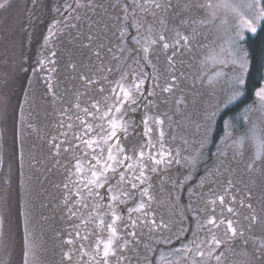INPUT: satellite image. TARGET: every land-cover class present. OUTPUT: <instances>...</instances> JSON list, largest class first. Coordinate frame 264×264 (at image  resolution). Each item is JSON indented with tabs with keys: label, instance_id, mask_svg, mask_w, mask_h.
I'll use <instances>...</instances> for the list:
<instances>
[{
	"label": "snow or ice",
	"instance_id": "1",
	"mask_svg": "<svg viewBox=\"0 0 264 264\" xmlns=\"http://www.w3.org/2000/svg\"><path fill=\"white\" fill-rule=\"evenodd\" d=\"M32 3L42 7L38 0ZM10 6L11 0H0V10ZM53 11L56 15L43 36L48 55L37 60L40 68L32 72L48 71L46 95L58 114L54 132L45 134L54 163L64 170L57 186L67 221L62 264H173L163 254L156 258L155 245L171 244L173 236L180 240L184 234L191 239L174 249L175 264H264V183L252 178L264 177V128L258 136L252 120L256 113L264 124V84L254 89L252 104L224 122L220 139L225 149L217 145L214 154L219 163L206 168L196 190L187 189V204H180L173 190H185L191 175L183 181L169 175L173 164L191 173L211 158L205 149L213 143L208 132L219 104L227 107L245 95L250 61L240 42L246 31L264 27V0H63ZM221 12L232 16L235 39L229 37L228 47L221 46L211 59L221 66L230 64L233 76L225 98L205 113V133L189 151L182 123L189 119L184 114L187 101L180 83L189 80L195 88L197 80L204 82L199 73L207 59L199 61L198 49L206 45L198 37L207 25L228 23ZM65 34L69 44L78 43L90 55L86 64L68 61L65 70L73 75L67 79L78 83L59 92L51 74L57 72L55 42ZM178 51L187 53L188 59L179 63L189 71L177 69ZM207 83L215 87V78ZM141 111L137 123L130 114ZM237 121L250 126L238 138L227 131L235 129ZM200 127L197 124V131ZM0 180L11 186L10 174ZM20 183L23 189V179ZM177 207L179 218L173 220ZM162 208L170 210L169 220L161 215ZM23 216L28 249L23 264H29L34 245L27 240V204ZM4 221L0 215V235ZM3 247L7 249L6 242Z\"/></svg>",
	"mask_w": 264,
	"mask_h": 264
},
{
	"label": "rangeland",
	"instance_id": "2",
	"mask_svg": "<svg viewBox=\"0 0 264 264\" xmlns=\"http://www.w3.org/2000/svg\"><path fill=\"white\" fill-rule=\"evenodd\" d=\"M13 2L11 0V6L5 9L3 16L0 17L2 18L0 20V177H4L6 174H10L12 177L10 187L3 184L2 180H0V215L5 217L2 228L3 235H0V264H23L24 252L28 251V249L25 248L26 234L24 231L23 216L25 204H27V210L30 217L27 240L29 245H34V251L29 252L28 262L29 264H45L40 255L41 237L35 227L37 223L36 219H33L34 212L28 188L30 187V176L33 172L32 166L36 157L35 142H37L36 139L38 136L34 134V131L37 130V123L42 122L44 124L43 128H38L41 129V137L38 138V142L42 144L45 136H47L45 133L48 130L47 122L49 115L48 109L43 107V105L46 104L49 108V104L50 107H52L51 101L49 102L46 99H41L37 102L35 100L36 97H34V93L36 91L33 87L36 88V77H40L42 87H46V78L49 73L45 69L43 71H39L38 75H33V72L31 71L26 78H22L21 71L23 68H29V70H32L33 68H40L38 64V66L33 64V59H43L48 55V52L42 48V45L43 36L47 35L48 26L51 23L46 22V24H34V30L32 29L31 32H27V30L25 31L24 27L26 26V20L28 15L31 13L29 5L31 0H17L15 3ZM213 2H215V0H213ZM1 11L3 10H0V12ZM221 16L222 18H226L228 20L226 25L223 27H221L218 23L215 27L213 25H207L205 30H203L201 35L198 37V40L206 45V47L198 49L201 52L199 61L207 59L206 66L199 73V75H204L206 77L204 82L201 83L200 80H197L195 88L191 87V82L189 80H184L180 83V88L183 89L187 101V107L184 109V114L189 119L183 120L182 123L186 129L184 135L189 140V146H186L189 147V151H191V148L196 147L195 142L200 140L202 135L205 133V125L208 123V121L204 119L205 113L211 112L213 110L212 106L216 105L219 101H222L225 98L228 82L233 76V72L229 70L231 67L230 64L228 66H221L214 63L211 59L212 56L219 53L221 46L228 47L225 41L229 37L235 39L233 32L234 20L232 16L228 15L227 17H224L223 12H221ZM197 27L199 28L200 26L197 25ZM217 28L220 30L217 31ZM225 28L227 29V32L224 31ZM252 34L255 33L246 31L244 33V40L240 42V46L246 51L245 40ZM204 36H208V39L204 40ZM218 37H222V39ZM56 49L57 48L54 47L55 51ZM63 58L62 52L58 55V60H62ZM64 59L63 61L66 62L67 60ZM187 59V53H183L181 57L176 58L177 69L189 71L186 65H181L179 63V61ZM88 62L89 61L84 62L83 64ZM217 73L220 75L217 76ZM53 74L57 76V73H52L51 75L54 76ZM246 77L247 74L244 77L245 80ZM213 78H215V87H212L207 83L208 79ZM29 81H31V83H29ZM262 84H264V79ZM25 93H28L27 100L25 98ZM242 97L227 107H225L222 103L219 104L220 110L211 122L212 130L215 131V133H212V131L208 132L210 137L213 136L212 141H214V139L218 141L214 145L215 153L217 152V145L220 146L221 150L225 149V143L222 142L220 138L225 132L224 122L229 120L231 117L226 116L222 122H220V118L227 109L237 104ZM253 101L247 105L252 104ZM37 103L40 106L38 112L36 110ZM247 105L242 107L238 113L232 117H237ZM54 115L55 119L53 124L56 122L58 114L54 112ZM252 120L257 125V135H261L260 129L264 128V124H261L259 115L253 113ZM29 124H31L32 127H28ZM197 124L201 125L199 131H197ZM249 127L250 126L246 123L242 127L240 126L239 121H237L235 129L229 128L227 131L234 133L235 137L238 138L240 136H244ZM217 130L219 131L218 135H216ZM211 144L212 143H209L207 145L205 152L210 148ZM227 144L230 145L231 140L227 141ZM251 151H255L254 147ZM21 153H23V167H21ZM207 154L208 153L206 152V155ZM229 155H231L230 151ZM247 155L248 153H246V157ZM214 159H216V161L213 164H208V159L201 161L197 165L196 170L191 173H189V169L183 167L182 164H173L177 166L175 170L176 178L174 181H183L190 174L192 178L184 185V189H193L197 184H199L200 177L205 175L206 168H213L212 165L215 167L219 163L215 155ZM232 164L234 167H237L235 162H232ZM238 167L243 169V163H241ZM21 172L23 173V177H21ZM252 178L256 179L258 184L264 183V177H260L258 174L253 175ZM21 179L24 181L23 189L21 188ZM245 179H247V176H245ZM180 194L181 193L178 191L177 196L181 197ZM4 201H7V205L4 204ZM159 211L161 215L166 218L165 220H169L171 215L169 209L162 208ZM180 211L181 209L179 207L175 209L176 215L172 216L173 220L179 218ZM174 229L175 226H173V231ZM5 242L7 243L6 250L3 247ZM163 245L167 246L168 244ZM157 246L158 245H155V247ZM158 249H161V247ZM159 252H161V250ZM161 254L169 255L168 250L161 252ZM160 255L157 259H159ZM62 256L63 255L60 257L61 260ZM173 264H175V261Z\"/></svg>",
	"mask_w": 264,
	"mask_h": 264
},
{
	"label": "flooded vegetation",
	"instance_id": "3",
	"mask_svg": "<svg viewBox=\"0 0 264 264\" xmlns=\"http://www.w3.org/2000/svg\"><path fill=\"white\" fill-rule=\"evenodd\" d=\"M39 4L42 5V7H37L33 5L31 0V5H33L34 8V14L37 15H50L55 16L56 13L53 11V9L56 6H60L63 4V0H38ZM50 23H52V19L50 20ZM84 31H87V28L84 29ZM74 34V33H73ZM63 42V43H62ZM86 43V41H85ZM57 49L56 51L58 55H60L63 52V58L64 60H72L77 63H84L88 61V56L90 55V52L87 48H81L78 43H68V38L65 36H62L55 42V46ZM47 52V51H46ZM182 53L179 51L177 52V56L181 57ZM87 58V59H86ZM63 59L58 60V63L56 65L57 67V76L54 75V79L59 83L60 87L58 89L59 92H63L64 88L68 85H75L77 81H73L70 79H67L73 73L68 70H65V65L68 63L67 61H63ZM33 64L38 66L37 60L33 59ZM165 58L163 55L160 57V64L163 65L165 63ZM61 70V71H60ZM148 71H151V69H148ZM71 72V73H69ZM67 74V75H66ZM36 88L34 90L36 91L34 93L35 100L39 102L41 99H46L49 102L51 101L50 96L46 95L47 89L46 87H42L41 85V78L36 77ZM46 85V84H45ZM150 87V84L148 85ZM158 91V90H157ZM166 96L165 94H163ZM49 108L46 106V104L43 105V107L48 109V122H47V133L54 132L53 128V121L55 119L53 108ZM39 104H36V110L39 111ZM142 114L141 112L132 113L131 116H134L136 119V122L139 123L140 116ZM37 130L34 131V134L36 136L41 137V129L43 128L44 124L37 123ZM186 126V125H185ZM139 131V129H138ZM212 133L215 131L211 130ZM38 138L36 139L37 142H35V159L33 162V172L30 176V187L29 194L30 199L32 202V208L34 212V218L36 219L37 225L35 226L41 239V259L45 262V264H62V260L60 259L61 255H63L64 251H67V245L64 244V231L67 228V221L63 217L65 216V213L62 211L61 203H62V195H61V188L57 187L58 185H61L62 181L64 180V170L60 165H57L54 163V158L49 153V146L47 143L48 136H45V139L42 144L38 142ZM211 139H213V136H211ZM218 142L214 139L213 143L211 144L210 148L206 150L208 153L207 155L211 157L208 159V164L215 163L216 159H214V145ZM214 167V165H212ZM176 165H172V167L169 169V175L175 180L176 178ZM171 188V184H165V193L164 195H167L168 189ZM193 190H196L195 187ZM176 190H173V195L177 196ZM181 194V197L179 202L180 204H187L189 202V196L187 193V188L185 190L179 191ZM29 200V198H28ZM30 202V200H29ZM165 218V217H164ZM166 219V218H165ZM175 219V218H174ZM175 231V229H174ZM173 238V243L168 244L167 246H164L163 244H160L157 246V248L161 247L159 251L164 252L165 250H168V254H163L165 257H167L172 262L176 261L178 259L177 254L175 253L174 249L181 246V243H187L188 240L191 239L190 234H184L181 236L180 240H176L175 236ZM166 247V248H165ZM165 248V249H162ZM157 251L155 253L156 258L161 254V252Z\"/></svg>",
	"mask_w": 264,
	"mask_h": 264
},
{
	"label": "trees",
	"instance_id": "4",
	"mask_svg": "<svg viewBox=\"0 0 264 264\" xmlns=\"http://www.w3.org/2000/svg\"><path fill=\"white\" fill-rule=\"evenodd\" d=\"M14 1V2H13ZM17 0H12L13 3H15ZM30 11L31 13L28 15L26 20V26L24 27L25 31L31 32L32 29L34 30V24L38 23H44L50 22V20L53 18V16L50 15H37L34 14V8L33 5L30 4ZM5 10L0 12V17L3 16ZM2 18H0L1 20ZM48 20V21H47ZM37 27V26H35ZM245 46L248 51L249 55V70L246 77V83H245V95L241 98V100L235 104L233 107L227 109L223 115L220 118V122L226 117V116H234L238 113V111L244 107L245 105L251 103L254 100V89L259 87L264 78V27H260L257 29V32L255 34H252L247 37L245 40ZM24 66V65H23ZM23 68L21 71L22 78H26L32 70H29L27 68ZM237 111V112H236ZM218 130L216 135H218ZM216 140V139H215ZM6 264V263H3Z\"/></svg>",
	"mask_w": 264,
	"mask_h": 264
}]
</instances>
